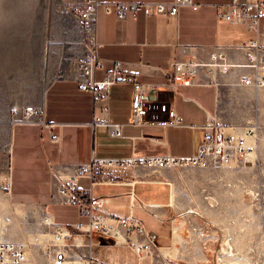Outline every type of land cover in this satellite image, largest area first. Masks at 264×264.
I'll return each instance as SVG.
<instances>
[{
    "label": "crops",
    "instance_id": "1",
    "mask_svg": "<svg viewBox=\"0 0 264 264\" xmlns=\"http://www.w3.org/2000/svg\"><path fill=\"white\" fill-rule=\"evenodd\" d=\"M78 1L81 6L85 2ZM191 1L197 10L181 7L174 18L161 15L145 18L142 13H129L120 21L116 17L115 3H171L173 0H97L95 42L98 65L94 80H102L115 63L122 65V72L104 102L94 107L91 94L78 87V65L74 68L69 63L65 68L69 77L53 79L46 86L44 98L33 105L42 109L46 126L8 123V147L4 151L0 146V182L4 183H0V190L3 194L8 187L9 192L5 193L8 203L16 208H40L57 224L86 223V218L79 216L75 206H60L51 201L54 173L59 166L88 164L92 156L190 157L203 143L208 118L225 131L232 129L221 114L220 103L229 92L238 89L233 86L236 74L218 75L212 80L207 71L198 69L191 80L173 78L171 63L189 59L205 61L208 52L215 49L229 53L233 46L254 40L256 34L242 24L217 21V8L227 5L230 0ZM245 1L254 0H239ZM258 34L264 46V18L259 23ZM78 49L81 55L83 50ZM232 56L244 61L243 52ZM127 77L149 89L148 104L170 107L180 118L181 126L163 128L151 123L130 124L133 86L125 82ZM102 106L108 108L106 115L100 109ZM158 113L149 111L145 120ZM105 120L119 126V138H111L107 127L95 124ZM162 171L165 170L109 168L104 174L113 184L90 188L87 180H81L78 188L90 189L92 197H103L107 212L117 216L132 214L141 220L147 231L158 237L161 252L166 251L159 263L162 260L176 264L181 260L179 252L184 244L176 239V233L181 230L179 226L170 225L164 219V208L169 199L171 201V191H168L169 195L166 193ZM91 243L96 264H111L107 259L111 249L116 252V259L119 255L137 258L128 247L113 245L98 235L93 236ZM144 261L149 262L148 259ZM127 264H131L129 259Z\"/></svg>",
    "mask_w": 264,
    "mask_h": 264
},
{
    "label": "rangeland",
    "instance_id": "2",
    "mask_svg": "<svg viewBox=\"0 0 264 264\" xmlns=\"http://www.w3.org/2000/svg\"><path fill=\"white\" fill-rule=\"evenodd\" d=\"M80 7L78 0H0V146L4 151L8 123L13 121L11 109L39 103L59 72L69 63L77 67L80 54L74 44L73 17ZM220 111L232 127L226 132L246 136L256 152L248 158L235 155L223 167L208 159L201 168L162 171L166 193L171 191L164 219L179 226L176 239L184 244L176 264H264V89H235L222 100ZM7 192L8 187L3 194L0 190V239L25 243L27 264H49L46 244L51 231L43 222L45 212L12 206ZM41 235L47 236V243L35 241ZM225 241L239 257L225 255ZM116 257L111 249L107 256L111 264H127L128 259L138 264L135 256Z\"/></svg>",
    "mask_w": 264,
    "mask_h": 264
},
{
    "label": "built area",
    "instance_id": "3",
    "mask_svg": "<svg viewBox=\"0 0 264 264\" xmlns=\"http://www.w3.org/2000/svg\"><path fill=\"white\" fill-rule=\"evenodd\" d=\"M97 0H85L73 17L77 25V36L74 44L83 52L79 56V73L76 78L81 91L89 92L94 107L104 102L110 89L116 84L122 65L115 63L113 69L105 74L100 81L94 80V70L98 65L96 57L97 44L95 42V20ZM108 7V5H105ZM116 17L123 21L129 13H142L145 18L166 16L174 18L181 7L197 10L191 0H173L171 3H115L113 4ZM264 18V0L253 2H239L230 0L225 6L217 8L216 19L221 23H239L256 34L254 40L235 45L231 52L221 49L208 52L205 61L189 59L182 62H172L173 78L191 80L198 69L207 71L208 76L215 80L218 75L236 74L233 86L243 89H264V46L259 38L258 28ZM243 52L244 61L232 56ZM231 53V54H230ZM69 77L65 70L59 73L56 80ZM125 82L133 86L132 114L129 123L132 125L156 124L163 128L181 126L170 107L159 104H148L149 89L127 77ZM106 115L108 108L100 107ZM149 111H157L146 121ZM41 108L35 106L13 107L12 124H35L46 126ZM165 118H162L161 115ZM96 125L108 128L111 138L121 136L119 126L109 124L107 120L95 122ZM203 143L197 153L190 157L175 156H131L126 158H100L92 156L90 162L84 165H63L55 170V179L52 183L51 201L60 206H75L80 217L86 218V223L73 225L57 224L53 218L44 213L43 222L51 231L50 243L46 244V255L49 264H96L92 254V239L94 235L101 236L116 246H125L136 255L139 264L145 259L158 264L162 253L158 246V237L147 231L141 220L132 214L117 216L105 210L103 197H92L91 190H80L78 184L87 180L90 188L97 185H111L113 181L104 174L109 168H144L155 171L167 168H201L208 159H215L221 167L230 164L233 156L248 158L255 154V145L246 140V136L239 137L234 132L228 133L213 119L208 118L204 127ZM27 246L22 242L0 239V264H27Z\"/></svg>",
    "mask_w": 264,
    "mask_h": 264
},
{
    "label": "bare ground",
    "instance_id": "4",
    "mask_svg": "<svg viewBox=\"0 0 264 264\" xmlns=\"http://www.w3.org/2000/svg\"><path fill=\"white\" fill-rule=\"evenodd\" d=\"M70 16H65V18L66 19H68V20H70L71 18H69ZM47 51V50H46ZM46 61V60H45ZM45 63V62H44ZM47 64V63H46ZM64 69V68H63ZM45 91H46V89H45ZM45 91H44V94H43V98H44V95H45ZM47 240H48V238H47V236H37L36 238H35V241L36 242H38V243H42V244H44V243H47ZM23 243V242H22ZM25 244V243H24ZM223 251H224V253H225V255H231V256H236V257H239L238 255H235V253L231 250V247L228 245V243L225 241L224 243H223ZM28 252V251H27ZM26 252V258H27V255H28V253ZM164 253V252H163ZM219 263H221V259L219 258ZM223 263H224V261H223Z\"/></svg>",
    "mask_w": 264,
    "mask_h": 264
}]
</instances>
